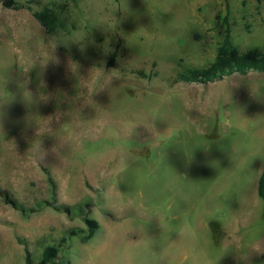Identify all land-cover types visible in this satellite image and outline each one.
Instances as JSON below:
<instances>
[{
    "label": "rangeland",
    "instance_id": "374dc122",
    "mask_svg": "<svg viewBox=\"0 0 264 264\" xmlns=\"http://www.w3.org/2000/svg\"><path fill=\"white\" fill-rule=\"evenodd\" d=\"M20 3L0 0V264L63 237L57 263L141 264L181 228L174 257L142 264H264V72L176 81L227 28L264 50V0ZM46 7L64 30L33 17Z\"/></svg>",
    "mask_w": 264,
    "mask_h": 264
},
{
    "label": "trees",
    "instance_id": "16d2710c",
    "mask_svg": "<svg viewBox=\"0 0 264 264\" xmlns=\"http://www.w3.org/2000/svg\"><path fill=\"white\" fill-rule=\"evenodd\" d=\"M4 8L17 10L22 7L20 0H1ZM33 17L46 29L49 33L64 30V23L55 9L43 8L33 12ZM114 55L112 57V61ZM111 61V62H112ZM250 71L264 72V50L261 48H253L247 51H241L232 40L230 29H226L225 37L217 48L214 60L205 67H185L176 75L177 82L186 83H208L227 75L240 73L246 74ZM49 181L53 183L49 175ZM258 197L264 203V166L258 180ZM7 203L13 204L9 199L5 198ZM68 211V209H67ZM88 234L81 236L82 243H87L96 233L97 223L93 220H87ZM80 232L72 230L69 236H77ZM83 233V231H81ZM69 237H63L57 245H48L42 252L40 264H69L57 263V257L60 248L67 242ZM27 264H34L27 257Z\"/></svg>",
    "mask_w": 264,
    "mask_h": 264
},
{
    "label": "clouds",
    "instance_id": "9594fccd",
    "mask_svg": "<svg viewBox=\"0 0 264 264\" xmlns=\"http://www.w3.org/2000/svg\"><path fill=\"white\" fill-rule=\"evenodd\" d=\"M112 77L110 74H106L105 77L103 78V81H106V80H110ZM4 116V112L3 111H0V119H2ZM180 236H181V240H180V243L179 244H170L167 249L159 256L155 255L154 253H151L149 251V248L147 250V255H138L137 256V260L141 262L145 261V260H152L153 262H156V261H162V260H165L166 258L168 257H174L175 255V252L178 251V246L182 243V241L185 239V230L183 228H181L180 230ZM142 242H145L146 244H150V242L146 241V240H141ZM124 252H127L128 249H124L123 250ZM250 251V250H249ZM245 252L243 254L237 252L242 259L246 258L247 255H248V252ZM123 254V253H122ZM201 259H203V257H201Z\"/></svg>",
    "mask_w": 264,
    "mask_h": 264
}]
</instances>
